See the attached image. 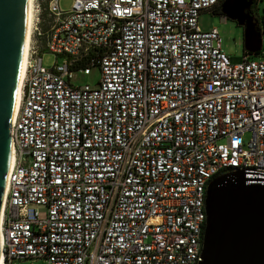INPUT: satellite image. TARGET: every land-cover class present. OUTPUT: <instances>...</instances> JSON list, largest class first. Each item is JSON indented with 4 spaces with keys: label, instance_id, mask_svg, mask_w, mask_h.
Instances as JSON below:
<instances>
[{
    "label": "built area",
    "instance_id": "obj_1",
    "mask_svg": "<svg viewBox=\"0 0 264 264\" xmlns=\"http://www.w3.org/2000/svg\"><path fill=\"white\" fill-rule=\"evenodd\" d=\"M223 1L33 0L0 264H199L210 182L264 183V57L198 23Z\"/></svg>",
    "mask_w": 264,
    "mask_h": 264
},
{
    "label": "water",
    "instance_id": "obj_2",
    "mask_svg": "<svg viewBox=\"0 0 264 264\" xmlns=\"http://www.w3.org/2000/svg\"><path fill=\"white\" fill-rule=\"evenodd\" d=\"M245 1L226 0L221 10L225 16L235 10L240 12V23L247 26L248 53L257 54L261 50V33L258 22L244 13L252 0ZM26 4L27 0H0V216L10 170V132L23 64ZM248 182L240 171L210 182L199 264H264V183ZM1 251L0 240V258Z\"/></svg>",
    "mask_w": 264,
    "mask_h": 264
},
{
    "label": "rangeland",
    "instance_id": "obj_3",
    "mask_svg": "<svg viewBox=\"0 0 264 264\" xmlns=\"http://www.w3.org/2000/svg\"><path fill=\"white\" fill-rule=\"evenodd\" d=\"M249 2L246 0L245 3ZM226 0H224L220 7L224 6ZM242 3V1H241ZM60 8L63 11L70 10L73 5V0H60ZM218 8V9H219ZM255 12L258 16L259 28L264 29V0H257L255 3ZM241 11V10H240ZM233 13H227V19L223 21L222 16L216 14L214 11L203 12L199 15L198 23L199 27L203 31H209L212 28H216L219 34V42L221 45L222 52L229 58L232 64H239L243 61L245 53H248L247 42L248 38L246 36V25L240 23V12L232 11ZM246 10H244V13ZM251 16V15H250ZM253 21L254 18L251 16ZM256 23V21H254ZM251 22V24H254ZM255 58L264 57V35L261 36V50L254 55ZM57 57L55 54L44 51L42 54V65L50 69L56 63ZM60 61V59H59ZM101 79V70L99 66H92L90 68V73L84 74V72L75 71L72 77L71 84L75 87L89 85L92 88L98 87L99 81ZM251 138V134L247 133L244 135V140L248 141ZM40 219L44 220L47 216V209L44 206L37 207ZM13 264H45L42 260H32V261H14Z\"/></svg>",
    "mask_w": 264,
    "mask_h": 264
},
{
    "label": "bare ground",
    "instance_id": "obj_4",
    "mask_svg": "<svg viewBox=\"0 0 264 264\" xmlns=\"http://www.w3.org/2000/svg\"><path fill=\"white\" fill-rule=\"evenodd\" d=\"M34 17V8H33V0H27V4H26V29H25V43H24V55H23V64L21 67V79H20V83L18 84L17 87V102H16V108L18 105V94L21 91V86H22V74L24 73V71L26 70V59L28 56V49H29V45H30V38H31V26H32V20ZM16 110V109H15ZM14 156H15V149L11 144V160H10V168L13 166V162H14ZM5 208V197H3V202H2V206H1V215L2 212ZM1 229H0V238H1ZM1 260V258H0Z\"/></svg>",
    "mask_w": 264,
    "mask_h": 264
},
{
    "label": "flooded vegetation",
    "instance_id": "obj_5",
    "mask_svg": "<svg viewBox=\"0 0 264 264\" xmlns=\"http://www.w3.org/2000/svg\"><path fill=\"white\" fill-rule=\"evenodd\" d=\"M245 14H248L249 16L250 15L253 16L254 21L258 22V19H257L258 16L256 15V12H255V1L252 2L251 6L248 9H246Z\"/></svg>",
    "mask_w": 264,
    "mask_h": 264
},
{
    "label": "trees",
    "instance_id": "obj_6",
    "mask_svg": "<svg viewBox=\"0 0 264 264\" xmlns=\"http://www.w3.org/2000/svg\"><path fill=\"white\" fill-rule=\"evenodd\" d=\"M253 1H255V3H256L257 0H252V2H253ZM255 9H256V8H255ZM258 31H260V28H258Z\"/></svg>",
    "mask_w": 264,
    "mask_h": 264
},
{
    "label": "crops",
    "instance_id": "obj_7",
    "mask_svg": "<svg viewBox=\"0 0 264 264\" xmlns=\"http://www.w3.org/2000/svg\"><path fill=\"white\" fill-rule=\"evenodd\" d=\"M257 30H258V27H257ZM260 32V31H259Z\"/></svg>",
    "mask_w": 264,
    "mask_h": 264
}]
</instances>
